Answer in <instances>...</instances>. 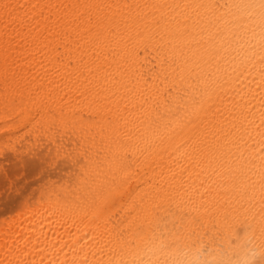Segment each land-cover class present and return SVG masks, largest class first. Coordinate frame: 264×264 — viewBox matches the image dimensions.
<instances>
[{
  "label": "bare ground",
  "instance_id": "obj_1",
  "mask_svg": "<svg viewBox=\"0 0 264 264\" xmlns=\"http://www.w3.org/2000/svg\"><path fill=\"white\" fill-rule=\"evenodd\" d=\"M1 148L0 264H261L264 0H0Z\"/></svg>",
  "mask_w": 264,
  "mask_h": 264
},
{
  "label": "rangeland",
  "instance_id": "obj_2",
  "mask_svg": "<svg viewBox=\"0 0 264 264\" xmlns=\"http://www.w3.org/2000/svg\"><path fill=\"white\" fill-rule=\"evenodd\" d=\"M0 150L2 152V156H4V157H0V159H2L3 161H4L6 156L12 155V151L5 150L3 148H1ZM35 159H37V158H35ZM6 163H7V165H6ZM2 165L3 166L0 167V181H1L0 182V191L1 190L2 191L6 190V191L0 192V199H1L0 200V204H1L0 205V207H1L0 208V217H2L4 215V213L7 211V209H9L8 207H12L11 205H14L16 202H18L21 196L23 197L26 194H28L30 191L35 190L37 188V186L40 185L41 183H43V181H44L42 178V177H44V170L43 169L38 170V168L36 166H32V165L26 166L25 165V167L24 166L21 167L19 165H16L14 160H12V159L8 160L6 162H3ZM16 166L19 169L16 168ZM46 168L50 169L49 171L51 172V174H50L51 178H52V176L55 175L53 178L56 179L58 175L63 174V172H61L59 170V168H57V167L52 166V167H46ZM55 169H56V171H55ZM3 184L5 186H3ZM1 186H3L4 189H2ZM6 187H9V190H8V188L6 189ZM8 195H9V197H8ZM5 198H6V201H5ZM14 199H16V200H14ZM13 200L16 202H14ZM11 202H14V203L12 204ZM4 203H5V205H4ZM7 204H10V205H7ZM1 214H3V215H1ZM4 217H5V215H4Z\"/></svg>",
  "mask_w": 264,
  "mask_h": 264
},
{
  "label": "clouds",
  "instance_id": "obj_3",
  "mask_svg": "<svg viewBox=\"0 0 264 264\" xmlns=\"http://www.w3.org/2000/svg\"><path fill=\"white\" fill-rule=\"evenodd\" d=\"M259 257V254L253 250L250 253L246 254L241 260L237 262V264H257V259ZM193 264H196L195 261H193Z\"/></svg>",
  "mask_w": 264,
  "mask_h": 264
},
{
  "label": "snow or ice",
  "instance_id": "obj_4",
  "mask_svg": "<svg viewBox=\"0 0 264 264\" xmlns=\"http://www.w3.org/2000/svg\"><path fill=\"white\" fill-rule=\"evenodd\" d=\"M261 264H264V261H262Z\"/></svg>",
  "mask_w": 264,
  "mask_h": 264
}]
</instances>
